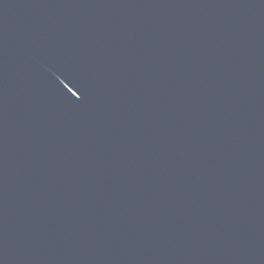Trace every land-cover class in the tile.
I'll list each match as a JSON object with an SVG mask.
<instances>
[{
  "label": "water",
  "instance_id": "95a60500",
  "mask_svg": "<svg viewBox=\"0 0 264 264\" xmlns=\"http://www.w3.org/2000/svg\"><path fill=\"white\" fill-rule=\"evenodd\" d=\"M0 264H264V0H0Z\"/></svg>",
  "mask_w": 264,
  "mask_h": 264
}]
</instances>
